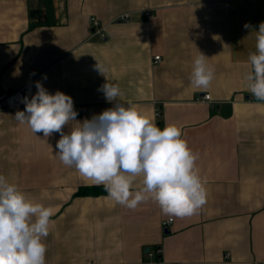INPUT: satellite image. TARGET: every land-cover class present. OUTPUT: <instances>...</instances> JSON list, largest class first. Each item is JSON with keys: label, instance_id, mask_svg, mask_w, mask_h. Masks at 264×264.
Here are the masks:
<instances>
[{"label": "crops", "instance_id": "1", "mask_svg": "<svg viewBox=\"0 0 264 264\" xmlns=\"http://www.w3.org/2000/svg\"><path fill=\"white\" fill-rule=\"evenodd\" d=\"M261 22L264 0H0V94L33 96L39 81L71 96L82 122L113 107L99 90L107 78L120 102L182 129L207 180L206 204L183 218L152 200L130 210L107 192L78 196L98 185L55 155L59 133L33 134L17 111L1 110L0 175L54 212L46 264H155L156 247L162 264H264V102L243 80ZM199 51L215 69L206 90L190 83Z\"/></svg>", "mask_w": 264, "mask_h": 264}, {"label": "clouds", "instance_id": "2", "mask_svg": "<svg viewBox=\"0 0 264 264\" xmlns=\"http://www.w3.org/2000/svg\"><path fill=\"white\" fill-rule=\"evenodd\" d=\"M254 31L255 51L248 53L250 70L243 80L247 91L264 102V22ZM207 61L200 51L193 60L190 83L194 88L206 90L214 79L215 69ZM96 68L105 76L104 65L97 63ZM36 88L31 99L24 97L25 109L14 118L33 134L59 133L55 153L59 160L92 184L103 185L116 204L135 210L152 200L170 218L190 217L206 204L207 180L196 164L199 153L189 147L182 129L175 124L161 129L139 106L120 102L118 84L106 78L99 90L109 103L114 102L113 107L82 122L76 120L71 96L60 91L51 94L39 81ZM71 121L77 124L65 133ZM53 215L51 207L30 199L0 175V264H46L44 240Z\"/></svg>", "mask_w": 264, "mask_h": 264}, {"label": "built area", "instance_id": "3", "mask_svg": "<svg viewBox=\"0 0 264 264\" xmlns=\"http://www.w3.org/2000/svg\"><path fill=\"white\" fill-rule=\"evenodd\" d=\"M128 19L129 15L123 14L117 18V21L127 22ZM89 22L94 28L96 34H98L101 38L104 37V27H102L94 17L89 18ZM159 62L160 58L158 56L154 57V63ZM24 97H28L29 99H31L32 97L31 90L28 87L19 89L17 92L11 94L3 92L2 94H0V111L4 109L13 111L25 109V104L22 102ZM201 101H210V95L205 94L203 97H201ZM170 222H172V219H167L166 221L161 222L162 229L165 232L167 231ZM160 253L161 249L159 247L154 248L152 252H147V254L151 257H156L155 264H162Z\"/></svg>", "mask_w": 264, "mask_h": 264}, {"label": "trees", "instance_id": "4", "mask_svg": "<svg viewBox=\"0 0 264 264\" xmlns=\"http://www.w3.org/2000/svg\"><path fill=\"white\" fill-rule=\"evenodd\" d=\"M252 99L256 100L254 96H252ZM102 192H106L103 186H93L88 188H80L77 195H93Z\"/></svg>", "mask_w": 264, "mask_h": 264}]
</instances>
